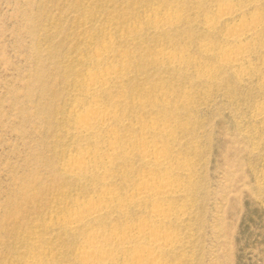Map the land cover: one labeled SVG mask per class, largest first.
<instances>
[{
	"label": "rangeland",
	"instance_id": "374dc122",
	"mask_svg": "<svg viewBox=\"0 0 264 264\" xmlns=\"http://www.w3.org/2000/svg\"><path fill=\"white\" fill-rule=\"evenodd\" d=\"M219 1L0 0V264H80L86 233L149 222V206L134 203L66 226L101 188L130 199L141 178H157L135 152L156 140L182 188L161 204L179 214L162 263L264 264V0H232L225 20ZM254 14L248 58L225 63L229 30ZM109 65L120 71L98 102L117 112L123 152L109 175L73 177L79 149L105 151L74 136L72 114L93 103L84 82ZM120 255L114 264L129 261Z\"/></svg>",
	"mask_w": 264,
	"mask_h": 264
},
{
	"label": "bare ground",
	"instance_id": "6f19581e",
	"mask_svg": "<svg viewBox=\"0 0 264 264\" xmlns=\"http://www.w3.org/2000/svg\"><path fill=\"white\" fill-rule=\"evenodd\" d=\"M231 1L232 0L219 1L218 4L222 6L221 10L222 8L223 10L220 14L218 13L219 15L217 14L218 20L234 17L236 11H233V9H230L231 7L229 8L228 6ZM170 19H172V17L169 18V21H171ZM249 19L248 21L244 20L238 22L232 30L230 29L231 31L229 30L230 34L228 33L224 41L225 45L228 47L225 52V55H228L226 59L224 58L225 63L238 65L248 58L249 46L246 39H253L262 26L259 14H254L251 18L249 17ZM161 20L155 22L159 24V28L167 25ZM95 60L96 65H98L97 63L100 62V56L96 55ZM116 71L120 70L114 65L105 67L97 66V76L88 77L84 82L86 92L93 93L94 99L89 107L73 112V133L76 137L91 140L97 147L105 149V151H103L100 156L97 154L100 151L95 153L88 149H79L76 155L67 162L68 172L73 177L82 178L89 171H93L97 175L102 174L103 176H107L109 175L110 164L122 155V146L116 141H113L117 136L115 126L113 125V123L118 120L117 112H115L114 109L109 110L101 107L98 102L100 97L98 93L108 90L111 83L109 79ZM94 93L97 95L95 96ZM142 130L145 131L146 134L153 135L154 138L157 137V139H162L169 134L166 131L167 129H160L158 127H144ZM102 133L110 140L108 144L99 140L98 136ZM157 141L158 140L153 142H139L137 144L139 147L135 151L147 175L156 174L158 176L157 178H150L148 176L141 178L134 188L130 199H117L109 188H101L98 191L101 196L99 200L91 201L86 206L78 207L67 222L65 221L66 226H76L88 221L100 219L108 212V209L115 204L117 207L123 208L137 203L145 204L147 207L149 206L148 209H150L146 212L149 222H140L136 227H133V231L131 229L129 231L128 229L129 232H123L122 235L116 234L118 232L114 233L110 231L106 234L105 231L96 230L86 233L85 245L78 253L80 264H114L116 256L119 254L129 257V261L123 258L128 262L127 264H163L162 258L165 253L174 247V237L176 234H171L172 231L170 232L169 227L167 229L166 225L172 224L171 222L173 219L177 221L179 219V214L173 213L175 211H172L168 206L163 207L161 204L167 201V198L180 194L181 186L180 184L173 185V182L171 183L169 180L173 167L168 161L167 152ZM129 142H131V140H129ZM100 170L103 171L100 172ZM159 176L161 178L163 176V179H160ZM171 177V179H173V174Z\"/></svg>",
	"mask_w": 264,
	"mask_h": 264
}]
</instances>
